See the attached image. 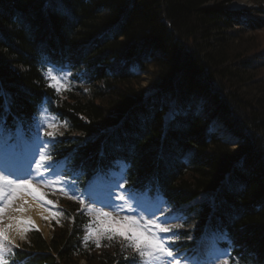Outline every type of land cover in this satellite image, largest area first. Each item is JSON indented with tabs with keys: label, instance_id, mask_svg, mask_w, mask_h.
I'll return each mask as SVG.
<instances>
[{
	"label": "trees",
	"instance_id": "obj_1",
	"mask_svg": "<svg viewBox=\"0 0 264 264\" xmlns=\"http://www.w3.org/2000/svg\"><path fill=\"white\" fill-rule=\"evenodd\" d=\"M231 1L0 0V141L14 142L17 126L21 139H31L46 101L60 123L46 136L52 163L88 177L106 139L107 148L128 152L133 163L126 189L158 190L187 216L194 237L215 207L212 226L227 230L239 263L264 264V78L257 76L264 70V0L239 10L226 8ZM151 59L159 96L191 109L165 126L166 103L153 106L151 119L137 111L143 100L130 69H146ZM43 63L67 69L70 87L50 89ZM213 125L240 147L233 152L211 132ZM47 196L66 210L59 212L62 225L49 241L30 234L34 254L7 247L8 264H56L36 254L48 251L60 264H137L139 254L122 236L81 242L95 220L77 202Z\"/></svg>",
	"mask_w": 264,
	"mask_h": 264
},
{
	"label": "snow or ice",
	"instance_id": "obj_2",
	"mask_svg": "<svg viewBox=\"0 0 264 264\" xmlns=\"http://www.w3.org/2000/svg\"><path fill=\"white\" fill-rule=\"evenodd\" d=\"M54 70H50L49 79L53 83L49 84V87H53L57 92L61 90L63 84L60 78L53 74ZM53 119H55L53 117ZM49 127H55L54 124H49ZM49 136L53 133L49 132ZM43 147V146H42ZM50 156H46L43 153L40 155L39 162H36L35 170L37 176H44V173L51 170L55 172V166L50 163H46L50 160ZM33 176L31 170V162L29 163V169L24 175H18L15 172L8 171L4 168H0V224L4 222V215L11 204L19 198L20 194L30 196L35 201H43L45 204H51L52 202L46 200L45 193L40 192L39 189L33 187ZM37 184L44 187L50 186L53 181L50 179H41L36 181ZM117 187H123V184L116 185ZM63 190V189H61ZM75 192L72 191V196ZM117 198L123 201L125 204L128 200H134L135 196L130 192L127 198L123 195H118ZM109 202L102 204V207H113L110 203L111 195L109 194ZM82 202V201H81ZM90 203L95 201L90 200ZM122 210H124L122 208ZM129 212H135L131 205H128ZM17 211H24L23 208L17 209ZM93 211L89 208V212ZM143 211V209H141ZM55 215V213H53ZM145 215H148L145 213ZM95 221L97 225L95 228H89V235H106L111 238L113 235H120L124 240L128 242L133 251L139 254L141 258H147L151 262H159V264H216V261L220 259V256L226 255V251L218 249L215 242H210L205 246L204 255L202 258L194 257L189 258L186 254H180L176 248L172 246L178 237L179 233L172 229L165 227L169 223V219L165 218L163 221H156L149 216L148 220H144L143 217L139 219L134 215H125L122 220L114 219L107 212L100 209L95 211ZM144 220L142 223L141 221ZM18 224L25 225L23 220L17 221ZM13 227L12 223L0 227V264H8L5 253L8 250L7 245L10 243L8 232ZM27 230V228H25ZM170 237L161 236L160 233H169ZM87 240L88 237H85ZM171 241V242H170ZM99 241H97V247H99ZM227 264V261L225 262Z\"/></svg>",
	"mask_w": 264,
	"mask_h": 264
},
{
	"label": "rangeland",
	"instance_id": "obj_3",
	"mask_svg": "<svg viewBox=\"0 0 264 264\" xmlns=\"http://www.w3.org/2000/svg\"><path fill=\"white\" fill-rule=\"evenodd\" d=\"M254 5L255 4L253 3L252 0H250V1L249 0H232L231 2H229L228 4H226V8L227 9L228 8H231L232 10L250 9V8H253ZM45 70H46L45 71L46 79L48 80L49 84L50 83H53V81H51L49 79V72H50V70H54L53 71V74L57 75L60 78V80H61V82L63 84V87L61 88V90L64 89L67 86L66 84L68 82V74H66V72H63V71L60 72V70L55 69V68H53L51 66L50 67H46ZM155 71L156 70L152 66V67H149L144 73H141L140 75L137 74L138 77L134 81V89L137 91V93L142 94L144 96H148V95L152 94V92H153L152 91V82H153L154 77H155ZM134 76H135V74H134ZM257 76L258 77H261V78H264V70L259 71L257 73ZM41 120H42V124H44V123L46 125L54 124L55 126L57 124L56 120H54L53 118L49 117L46 112H43V114L41 115ZM49 128H52L53 129L54 127H49ZM215 132H217L220 137H223V138L227 139L229 142H231V144L234 145V148H235L234 151H236L240 147L238 145L239 141H237L235 139V137H232L230 134H228L223 128L222 129L215 130ZM39 142L40 141H38V139H36L34 142H32V144L30 145V147H31V150L33 152H35L36 154H38V158L40 160V155L42 153L39 151V145H38V144H40ZM40 146H41V144H40ZM39 160H38V162H39ZM109 182H110V180H108V181H102V180H100L99 182H96V184L93 183L91 185L92 186V193H91V195L98 194L102 190L109 189L110 186L113 187V185H111V183H109ZM114 185L116 186L118 184H114ZM37 186H39V185H37ZM44 188H46V190H50L49 186L48 187H44ZM117 189H118V192L115 193V194L117 196L118 195H123L121 193V191L119 190V187H117ZM85 196H87V194ZM15 202L17 203V201H15ZM128 205H131L132 206V200H128L127 201V203H126L125 206L128 207ZM84 206H85V208H88L89 209V204L87 203V201L84 204ZM112 206L113 207L111 208V212H108V211H104V212H107L114 219H120V220H122L124 218V216H122V215H120L118 213V210L116 209V207L113 204H112ZM132 207H133V209L135 208L134 206H132ZM55 208L56 207L53 206V205H51V207L47 208V211H46L47 212V215L41 219V222L44 225V228L43 229L40 228V227H35V228L32 227L31 229H33V230L38 229L41 233H43V235H44L45 238H49L50 235H51V233H50L51 232V223H52V220L55 218V215H53V213L56 212ZM90 208H92V207H90ZM92 209H93V211H92L93 212V215H95V210H94V208H92ZM158 209H156L154 207V210L155 211L152 210V211H147V212H145L144 210L143 211L140 210L139 211L140 212V216L143 217L144 220H148L149 215L151 213H153V216L151 217V219H153V220L158 221V217L159 218L161 217V220L160 221H163L165 218H168L167 216L164 215L165 212H166V209H162L160 211H157ZM145 213H147L148 215H145ZM142 214H144V215H142ZM6 218H7V216L4 215V220ZM168 219H169V223L166 224V225H169L170 223H174V221L170 217ZM144 220H142L141 222L143 223ZM178 222H180V221H178ZM1 225L2 224H0V226ZM166 225H163V226H166ZM28 231H29V229H27L25 231L24 237L22 239L18 240V244L24 243L25 241H27V238H28L27 237V233H28ZM88 236H91V235H88ZM198 243H200V242H198ZM195 249H196V246H195ZM196 251H197V249H196ZM199 251L200 250H198V252ZM186 256L189 257L188 252H186ZM193 257H194V255H193ZM189 258H192V257H189ZM150 263H153V262H151V261H144L143 264H150ZM79 264H84V263L81 261V263H79ZM155 264H159V262H156ZM216 264H222V263L218 261V262H216Z\"/></svg>",
	"mask_w": 264,
	"mask_h": 264
},
{
	"label": "bare ground",
	"instance_id": "obj_4",
	"mask_svg": "<svg viewBox=\"0 0 264 264\" xmlns=\"http://www.w3.org/2000/svg\"><path fill=\"white\" fill-rule=\"evenodd\" d=\"M106 139L100 141L101 147H105ZM15 206H11L7 209V218L4 220V225L12 223L13 227L9 230L8 235L11 242H18V240L24 237L25 228L29 229L30 227H40L44 228L41 219L46 216V213L43 210V201H35L30 196L22 195L19 196ZM23 208L24 211H17V209ZM23 220L26 222L25 225L18 224L17 221ZM186 264V263H185Z\"/></svg>",
	"mask_w": 264,
	"mask_h": 264
}]
</instances>
